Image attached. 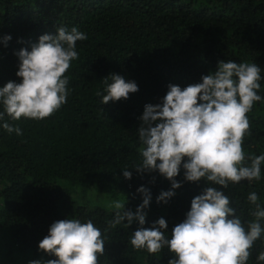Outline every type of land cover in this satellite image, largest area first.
I'll list each match as a JSON object with an SVG mask.
<instances>
[{"label": "trees", "instance_id": "16d2710c", "mask_svg": "<svg viewBox=\"0 0 264 264\" xmlns=\"http://www.w3.org/2000/svg\"><path fill=\"white\" fill-rule=\"evenodd\" d=\"M60 26L76 27L87 36L77 42L79 58L65 73L66 103L42 120H13L5 114L22 135L0 126V264L55 259L39 250V242L53 222L68 218L92 220L101 230L105 251L98 254L99 264H168L173 257L167 248L150 254L131 245L138 222L109 225L117 211L111 205L122 201L125 210L135 211L142 203L137 189L145 187L152 199L144 227L163 217L170 238L191 200L208 184L185 182L181 168L176 180L182 187L158 204L171 183L158 172L134 170L142 162L139 118L146 104L162 102L169 84L199 83L222 60L258 64L257 94L264 98V0H0V88L21 82L16 53L30 51L42 35H55ZM4 36H11L6 46ZM111 74L134 81L139 90L127 100L102 104L105 78ZM247 117L243 148L259 156L264 154V99ZM124 170L132 172L130 180ZM220 190L247 228L255 219L248 194L255 191L264 207V164L259 180ZM250 251L247 264H257L264 233Z\"/></svg>", "mask_w": 264, "mask_h": 264}, {"label": "clouds", "instance_id": "9594fccd", "mask_svg": "<svg viewBox=\"0 0 264 264\" xmlns=\"http://www.w3.org/2000/svg\"><path fill=\"white\" fill-rule=\"evenodd\" d=\"M86 39L78 28L60 26L55 35H42L30 51L23 48L16 53L20 62L16 75L21 82L9 81L0 88V126L22 135L19 127L13 128L5 120V114L13 120H42L66 103L69 81L65 73L79 58L77 42ZM10 40L11 36L3 37L5 46ZM260 80L258 64L222 60L201 82L184 88L169 84L161 103L144 106L137 131L142 162L134 170L140 174L158 172L170 181L171 189L161 191L157 203H167L182 187L176 180L181 168L185 182L204 180L208 187L191 200L190 210L183 222L173 227L170 238L163 217L150 228L144 227L152 199L145 187L137 189L142 203L135 211L125 210L122 201L113 202L111 207L117 211L108 222L111 227L125 222L129 227L134 221L140 225L130 239L134 248L150 254L167 248L173 257L168 264H247L250 250L264 233V207L255 191L248 194L247 200L255 206L251 212L255 219L246 228L220 189L261 178L264 154H246L243 148L250 129L247 113L264 99L257 94ZM105 84L101 101L105 105L127 100L139 90L134 81L118 74L105 78ZM122 173L125 179L132 178L131 171ZM38 247L55 259H34L29 264H99L98 254L105 251L101 230L92 220L76 218L53 222ZM256 259L257 264H264V251Z\"/></svg>", "mask_w": 264, "mask_h": 264}]
</instances>
